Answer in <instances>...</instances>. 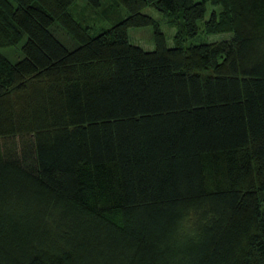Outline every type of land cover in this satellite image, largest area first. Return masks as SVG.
<instances>
[{"label":"trees","instance_id":"obj_1","mask_svg":"<svg viewBox=\"0 0 264 264\" xmlns=\"http://www.w3.org/2000/svg\"><path fill=\"white\" fill-rule=\"evenodd\" d=\"M75 1L0 0V264H264V0Z\"/></svg>","mask_w":264,"mask_h":264},{"label":"rangeland","instance_id":"obj_2","mask_svg":"<svg viewBox=\"0 0 264 264\" xmlns=\"http://www.w3.org/2000/svg\"><path fill=\"white\" fill-rule=\"evenodd\" d=\"M70 10L76 18L83 20V23L92 25L94 27L93 33H97L103 27L110 26L128 13L127 9L115 0H100L99 5L94 4L91 0H76L71 5ZM145 11L159 20L161 28L166 34L168 45H173L177 26L168 22L167 16L163 11L153 7H147ZM55 28L56 34L68 46H72L76 42L66 29L61 27L58 29L57 25H55ZM128 34L132 43L139 44L146 49H153L155 47L152 25L132 26L128 29ZM228 36H230L229 33L207 34L200 31L194 37L188 38L187 42L209 41ZM22 42L20 41L18 45L0 47V51L10 56L12 60H17L23 56L20 49Z\"/></svg>","mask_w":264,"mask_h":264}]
</instances>
